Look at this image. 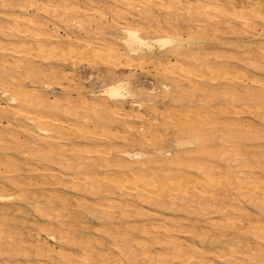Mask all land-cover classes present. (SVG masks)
<instances>
[{"label":"bare ground","instance_id":"1","mask_svg":"<svg viewBox=\"0 0 264 264\" xmlns=\"http://www.w3.org/2000/svg\"><path fill=\"white\" fill-rule=\"evenodd\" d=\"M184 24L191 29L187 38ZM226 35L239 38L236 48L253 71H264V46L254 54L247 44L250 38L264 39V0H0V174L15 176L7 181L20 193L17 199L31 205L43 221L31 231L12 228L8 217L13 206H2L0 264H264V149L251 152L253 144H248L264 141V128L242 118L247 112L264 125V79L252 78V71L248 75L228 65L216 67L197 52L201 44L214 45ZM193 47L199 49L188 57L186 49ZM90 57L106 75L99 74L87 91L72 88L77 76L57 66L74 67ZM164 59L171 61L169 66L162 65ZM146 60L158 61L169 75L147 91L175 95L167 113L158 111V97L146 100L149 96L134 89L140 78L118 76L121 70L143 68ZM182 81L185 87L174 84ZM218 82L233 84L225 92L231 108L209 110L208 97L194 103L198 94L214 96L212 85ZM148 108L155 118L143 114ZM228 114L232 118L222 119ZM160 119L178 132L191 133L190 139L177 142L178 148L196 144L210 165L199 160L202 166L189 176L188 165L181 167L176 156L164 157L166 151L159 157L174 165L168 172L146 167L143 153H112L117 141L157 137ZM145 121L151 126L143 128ZM138 122L142 129L135 127ZM205 125L221 127L211 129L212 147L205 134L193 132ZM102 143L106 147L100 148ZM97 165L107 172L97 174ZM22 172L45 176V185L52 187L65 180L73 192L95 201L74 204L72 194L63 198L55 188L35 191L32 197L26 189L38 186L37 177ZM7 186L0 181L1 192ZM126 189L151 210L143 211L125 197L112 199L129 194ZM12 199L0 194L2 204ZM167 200L170 210L199 202L203 212L217 215L206 225L216 231H197L193 225L190 230L168 217L165 223L137 225L135 218H156L153 210L166 207ZM86 218L98 223L94 233L84 228ZM230 231L238 236L225 240ZM195 237L215 252L185 242Z\"/></svg>","mask_w":264,"mask_h":264},{"label":"rangeland","instance_id":"2","mask_svg":"<svg viewBox=\"0 0 264 264\" xmlns=\"http://www.w3.org/2000/svg\"><path fill=\"white\" fill-rule=\"evenodd\" d=\"M182 27L183 28H185L183 31H182V33H183V36H184V38H187L188 37V32H190V28H189V26H188V24H184V25H182ZM228 39V40H227ZM222 41L221 42H217V43H215L214 45H212L213 43H211L210 45H207L206 43L205 44H201L200 46H199V48L201 49V50H199V51H197L199 48H197V47H193V48H187L186 49V54L188 55V57H192V56H190V55H192V54H194V51H197L198 53H199V56H203L204 58L206 57V59L209 57V60L211 61V63L214 65V66H216L217 67V63H218V67H223V66H226V65H228V66H230L232 69H236L237 71H241L242 73H249L250 75H251V73H252V75H251V77L253 78L254 76V78L255 79H257V77L260 79H264L263 77H264V71H262V70H259L258 72H256V71H253V69L250 67V63H249V61L248 60H243V55L245 54L244 52H239V51H241L239 48V50L236 48L237 46H238V41H239V38L237 37H231V36H228V35H226V36H224L222 39H221ZM264 40V39H263ZM263 40H260V39H252V38H250V39H248L247 40V44H249L250 45V51H252L254 54H256V51H257V48L258 47H260L261 45H263L264 46V41ZM228 42H230L229 43V45H228ZM261 44V45H260ZM220 50H221V52H220ZM225 51V52H224ZM242 51H244V50H242ZM220 52V53H219ZM230 52H234L233 54L232 53H230ZM224 53V54H223ZM231 54V55H228V54ZM241 53H244V54H241ZM214 54V55H213ZM226 54V55H225ZM242 55V57L241 56H239V55ZM206 55H208V56H206ZM224 55H225V58H224ZM229 57H231V58H229ZM240 58H242V59H240ZM174 59H175V57H172V60L171 61H174ZM190 60H192V58H189ZM89 61H91V63H89ZM147 61V63H146V65L143 67V68H141V69H145V70H141V69H138V68H135L134 69V71H126V70H121V72H119L118 73V76L120 75V76H124V77H131V78H140V80L137 82V83H135V85H133L134 86V89L139 93V92H141V93H145L147 96H149V97H147L148 99H146V100H150V99H153L152 101H155V97H158L157 99H156V101H155V103H156V105H157V107H158V111H161V113H162V110H163V113H167L168 111H167V109L169 110V108H167L166 106H168V105H170V99H172L173 97H175V95H167V94H164V93H162L161 92V90L160 89H156L157 90V92H155V96L153 95H150V93H148L147 91L148 90H152L153 88H155V85H156V87H158L157 86V82L159 81V80H163V79H166V78H169V75H167V74H165L164 72H163V70H161V65H159V63H158V61H154V60H152V61H150V63H149V60H146ZM171 61H168L167 59H164L163 61H162V65L164 64H166L167 66H169L168 65V62L170 63ZM180 61H182L183 62V60L182 59H180ZM209 61V62H210ZM87 62V60H84V61H81L80 63L81 64H78V65H76V66H66V67H64V66H57V67H61V68H63V70L65 71V73H70L69 74V76H73V74H74V76H77V77H75V79H74V81L71 83V87L72 88H74V87H81V88H86V91L87 90H89V88H90V83H94V81H98L97 79H98V77L100 76V75H106V69L104 68V67H102V66H99V68L98 69H95V67H94V65L95 64H93L94 63V59H91V57L88 59V63L91 65H89L88 63H86ZM164 62V63H163ZM225 64H224V63ZM83 63V64H82ZM148 64V65H147ZM151 64V65H150ZM154 64H156V66L154 65ZM221 64V65H220ZM93 65V66H92ZM155 67H154V66ZM262 65V63L260 64V66ZM152 66H153V68H152ZM237 67V68H236ZM242 67V68H241ZM93 68V69H92ZM158 68V70H156ZM245 70H244V69ZM157 71H159V72H157ZM252 71V72H251ZM74 72V73H73ZM98 72V73H97ZM103 73V74H102ZM155 73V74H154ZM93 74V75H92ZM98 74V75H97ZM100 74V75H99ZM127 74H129V75H127ZM160 76H159V75ZM248 74V75H249ZM253 74H256V75H253ZM91 75H92V77H93V79L92 80H88V79H90L89 77H91ZM157 75V76H156ZM257 75H260V76H257ZM262 76V77H261ZM82 77V78H81ZM258 79V80H259ZM260 79V80H261ZM72 84H73V86H72ZM145 84H146V86H145ZM174 84H177V85H182V86H186V83L185 82H183L182 81V83L180 82V83H178V82H176V83H174ZM76 85V86H75ZM228 85V86H227ZM231 85H233V84H229V83H223V82H218V83H216V84H214V86L212 85V92L211 93H214V96H206V95H201V94H198V96L196 97V98H194V103L195 104H199L200 103V100H206V98L208 97V99L209 100H207V101H210V102H208L209 104H207V106L208 107H210L209 108V110L211 109H213L214 111H217V110H219L218 108H219V105L221 106L220 108L222 109V108H224V107H228V106H230L229 108H231L232 107V104H231V101L228 99V98H226V96H225V92H226V89L228 90V89H230V88H232L231 87ZM236 85H238V84H236ZM244 85V84H243ZM242 85V86H243ZM241 86V85H240ZM249 86H251V84H249ZM145 87V88H144ZM228 87V88H227ZM230 87V88H229ZM225 88V89H224ZM242 88V87H241ZM140 90H142V91H140ZM229 91V90H228ZM212 98V99H211ZM215 99V101H214V99ZM159 99V100H158ZM212 101H214V102H212ZM246 104V101H244V102H241L240 104H239V107H243L244 105L243 104ZM149 104H150V102H149ZM226 104V105H225ZM223 105V106H222ZM218 108H217V107ZM166 107V108H165ZM179 107H181V106H179ZM131 107H129V106H127L126 107V109H127V111L128 112H131V109H130ZM130 109V110H129ZM161 109V110H160ZM182 109V108H181ZM147 110H150V111H147ZM147 111V112H146ZM143 114L145 115V116H147V117H149V118H155V115H154V113L153 112H151V109H146V110H144L143 111ZM246 117V118H245ZM252 117V118H251ZM159 118V117H158ZM230 119V118H232V114H228L226 117H223L222 119ZM242 118H244V119H248V120H250V121H253L254 122V124H256V127L257 128H259V126L262 128H264V125H262L261 123H260V121L258 120V119H256V117L254 116V115H249V114H247V112L244 114V115H242ZM256 121V122H255ZM68 122H72V121H70V120H68ZM153 122V121H152ZM164 122V121H163ZM159 126H157V127H159V134H158V136L157 137H155V138H153V139H151V141L150 142H152V143H149V141H146V142H143V141H141V139L140 138H136V139H134V140H132V141H129V142H124V141H122V140H120V141H117V143L115 144V147H114V150L112 151V153L114 154V155H116V154H120L121 152H123V151H128V152H135V153H137V152H140V153H143V154H145V158H144V165L146 166V167H149V168H152L151 170H155V171H157V170H161V168L162 167H164V168H162V170H165L166 172H168L167 170H170L174 165L173 164H171V163H169V161H167V159L166 158H164V162L162 161L163 160V158H161L160 159V155H161V151H166V152H168V154H166L164 157H166V156H173V157H177V158H179V159H181V161H182V163H183V165H181V167L182 166H184V165H188V169H187V174L189 175V176H193L194 174H195V172H196V170H197V168L199 167V166H209L210 164H208V161L210 162V159L205 155V154H202V153H199V149L197 148L198 146L196 145V144H194V145H191V146H187V147H185V148H182V149H180V148H178V146H177V142L179 141V140H181V139H190L191 137H192V135H191V133H189V132H186V133H188V134H186V133H181V132H178V131H176L175 130V128L173 127H170L171 125H169V126H165L166 125V123L165 124H163L162 123V120L160 119L159 120ZM146 125V126H144V125ZM140 123V122H138V123H135L134 125H135V127L136 128H139V129H142V125H143V128H147V127H150L151 125H150V123L148 122V121H145L144 123ZM161 124H162V126H161ZM168 125V124H167ZM208 126V127H207ZM205 125V126H203V131L202 130H199V126L196 128V129H194L193 130V132L196 134L197 133V135H202V134H205L206 136H207V138H208V145L210 146V147H212L213 145H215L216 143H214V139H213V133L211 132V129L214 127V128H216L214 131H216L218 128H221V127H219L218 125H217V127H215V126H213L212 127V125ZM165 127H167L166 129H165ZM199 131H198V130ZM200 129H201V127H200ZM207 130H209V132L207 131ZM264 130V129H263ZM201 131V132H200ZM162 133V134H161ZM164 133H166V134H164ZM189 135V136H188ZM177 136V137H176ZM249 136L250 137H252L253 136V134H249ZM200 137V136H199ZM157 138V141L155 140ZM137 140V141H136ZM253 141V142H252ZM251 142V143H250ZM250 142L248 143L249 145H252V149L250 148V151L252 152H255V153H258V152H261L263 149H264V141H256V140H253V139H251L250 140ZM143 143L145 144V145H143ZM147 144V145H146ZM247 144V145H248ZM258 144H262V148H261V146H258ZM120 145V146H119ZM90 147H98L96 144H91V145H89ZM100 148H102V147H106V145L105 144H100ZM150 146V147H149ZM152 146V147H151ZM130 147V148H129ZM124 148V149H123ZM128 148V149H127ZM260 148H261V150H260ZM254 149H256V150H254ZM258 150V151H257ZM260 150V151H259ZM194 151V152H193ZM195 151H196V153H195ZM190 152V153H189ZM197 152H198V154H197ZM262 152H264V150L262 151ZM173 155H172V154ZM185 153H187V154H185ZM197 154V155H196ZM121 155V154H120ZM180 155V156H179ZM170 158V157H169ZM183 159L185 160V161H183ZM189 159V160H188ZM190 161V160H198V162H187V161ZM203 162L202 163V165H201V162ZM147 161H149L148 163H147ZM158 162V164H156ZM150 163V164H149ZM163 163H165V164H163ZM169 163V164H168ZM211 163V162H210ZM149 164V165H148ZM160 164H162V165H160ZM192 165V166H190V165ZM197 165H199V166H197ZM138 166V165H137ZM161 166V167H160ZM197 166V167H196ZM160 167V168H159ZM171 167V168H170ZM157 168V169H156ZM167 168H169V169H167ZM93 169L96 171L97 170V174H102V173H104V172H107V170H105L104 171V169L102 170L101 169V167H99V165H97V166H94L93 167ZM191 169V170H190ZM100 170V171H99ZM102 170V171H101ZM26 171V170H25ZM193 173V174H192ZM21 175H24V176H29V175H33V176H35V177H37L36 179H35V181L34 182H37V184H38V186H35V187H33V188H29V187H27V189L26 190H28V191H30L31 192V196L33 195V193L37 196V194L36 193H38L41 189H53V188H55L56 190H57V193L61 196V197H63V198H67L68 199V197L72 194V196H70V198H69V200L71 201V202H73L74 204H76V201L77 202H82V203H92V202H94L95 201V197H93V196H90V195H88L87 193H75V192H73L72 191V189L71 188H69V185H68V183H66V181L64 180L60 185H58V186H54V187H52V186H50V185H45V183H48V178H45V176H42V175H40V174H38V175H35V174H29V173H26V172H22L21 173ZM42 177V178H41ZM11 178H15V176H9L8 177V175H5L4 173H2V174H0V181L2 182H5V183H7L8 184V186H7V191H5V192H1V190L2 189H0V194L1 195H11L12 197H13V199L10 201V202H5V203H0L1 205H0V209L2 208V206L4 207V206H13L11 209H9V210H11L10 211V213H9V221L11 222V226H12V228H21V230H23V228L24 227H26L27 229V231L29 230V231H31L32 229H33V226L34 227H36V225H38V224H40V223H42L43 221L41 220V218L34 212V210H33V208H31L32 206L31 205H27V203H24L23 201H21V200H18L17 199V196L20 194L19 192H17V191H15V190H13V187H11L10 186V184L8 183V181H9V179H11ZM18 178V177H17ZM7 179H8V181H7ZM16 179V178H15ZM39 179V180H38ZM44 180H47V181H44ZM39 183H41L40 185H39ZM44 183V185H42ZM68 187V188H67ZM35 191H36V193H35ZM125 192H129V194H130V190H128V189H126V191ZM19 193V194H18ZM68 194H70V195H68ZM83 194V195H82ZM129 196H127V195ZM126 194H124L125 196H116V197H113L112 199H115V201H125L124 200V197H125V199H126V201L128 202H132V201H134L135 203L137 202V204L139 205V207L141 208V210H143V211H148V210H151V207L149 206V205H147V204H142V203H138V201H137V195H134V194H128V193H126ZM75 195H76V197H75ZM131 195H132V197H131ZM30 196V197H31ZM34 196V195H33ZM32 196V197H33ZM68 196V197H67ZM84 196V197H83ZM137 196V197H136ZM16 197V198H15ZM71 197H72V199H71ZM75 197V198H74ZM78 197V198H77ZM128 197V198H127ZM130 197L131 198H133L132 200L130 199ZM74 198V199H73ZM77 198V199H76ZM89 199V201H88V199ZM119 200H118V199ZM80 199V200H79ZM128 199H130V200H128ZM17 200H18V202H17ZM33 200V199H32ZM92 201V202H91ZM168 201V204L166 205V207L165 206H163V207H158V208H156L155 210H153V212L152 213H154L155 214V216H157L156 218L154 217V218H151V219H145V218H143V217H140L139 219L138 218H135V221H137V223H139V224H137V225H141V224H143V223H153V224H156L155 222H157L158 224H160L161 222L162 223H165L166 221H176V222H179V223H181V224H183L186 228H189L190 230H194L193 229V227L194 226H196V230L197 231H199V228H205V229H207V231L208 232H210L211 230L212 231H216L215 230V228H213L212 229V227H210V226H206V225H208V222L210 223L213 219H215L216 218V214H209L208 215V213L207 212H203L200 208L201 207H199V206H196V205H198V203L199 202H189V203H187V204H185L184 205V208H182V207H177L176 209L175 208H173L172 206V209L170 210V205H169V202H170V200H167ZM19 205V206H18ZM190 205H195L194 207L196 208H194V207H191ZM25 207V208H24ZM199 207V209H197ZM22 209L23 211H21L20 209ZM246 208H247V210L248 211H250L251 213L254 211V210H252V209H250L247 205H246ZM75 210V209H74ZM169 210V211H168ZM18 211H20V212H18ZM154 211H156V212H154ZM171 211V212H170ZM190 211V212H189ZM198 211H200V212H198ZM174 212V213H173ZM176 212V213H175ZM198 212V213H197ZM249 212V213H250ZM160 213V214H159ZM194 213V214H193ZM197 213V214H196ZM204 213H205V215H204ZM157 214V215H156ZM203 214V215H202ZM187 215V216H186ZM200 215H201V218H200ZM12 216V217H11ZM175 216V217H174ZM196 216V217H195ZM208 216V217H207ZM14 217V218H13ZM169 219H168V218ZM166 218V219H165ZM191 218V219H190ZM192 218H194L195 220H197V221H194V219H192ZM17 220L16 222L15 221H11V220ZM20 219V220H19ZM26 219V220H25ZM159 219V220H158ZM168 219V220H167ZM89 220V221H88ZM132 220H134V218L132 219ZM187 220H189V221H187ZM192 220V221H191ZM22 223V224H20V222ZM26 221V222H25ZM80 221V220H79ZM83 220H81L80 222H82ZM153 221V222H152ZM13 222H15V223H13ZM19 222V223H18ZM193 222V223H192ZM26 223V224H25ZM192 223V224H191ZM197 223V224H196ZM203 223V224H202ZM82 224H84L86 227H84ZM82 224H81V226H83L84 228H86V231L88 232V233H94L95 232V229L98 227V223L95 221V220H93L92 218H86L83 222H82ZM222 224V223H221ZM15 225H17V226H15ZM192 225H193V227H192ZM14 226V227H13ZM82 227V228H83ZM88 227H90L89 228V230H87V228ZM96 227V228H95ZM220 228H221V226H220ZM211 231V232H212ZM32 233H33V231H32ZM230 233V236L229 237H226L225 238V240H230V239H233V238H235V237H237L238 235H237V232L235 233L234 231H230L229 232ZM233 233V234H232ZM35 234V233H34ZM26 237H27V235H26ZM36 237V236H35ZM42 241H45V242H48L49 244H54L51 240H49L45 235H41V238H40ZM187 241V243L189 244V243H191V244H189V245H196V246H199L200 248L202 247V248H205L206 250H207V252L209 253H214L215 252V247L214 246H211L208 242H205V243H200L199 242V240H198V237H195V238H193L192 240L190 239V238H187V239H185V242ZM193 241H194V243H193ZM250 241L251 242H254V238H251L250 239ZM207 244H209V245H207ZM209 248H210V250H209ZM78 253V252H77ZM216 264V263H215ZM218 264V263H217Z\"/></svg>","mask_w":264,"mask_h":264},{"label":"clouds","instance_id":"3","mask_svg":"<svg viewBox=\"0 0 264 264\" xmlns=\"http://www.w3.org/2000/svg\"><path fill=\"white\" fill-rule=\"evenodd\" d=\"M10 102H14V100L13 101H10Z\"/></svg>","mask_w":264,"mask_h":264}]
</instances>
